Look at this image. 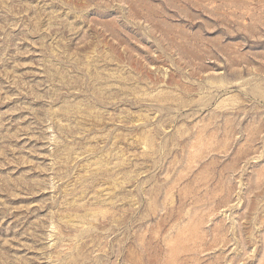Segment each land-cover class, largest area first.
Returning <instances> with one entry per match:
<instances>
[{
	"label": "rangeland",
	"instance_id": "374dc122",
	"mask_svg": "<svg viewBox=\"0 0 264 264\" xmlns=\"http://www.w3.org/2000/svg\"><path fill=\"white\" fill-rule=\"evenodd\" d=\"M0 264H264V0H0Z\"/></svg>",
	"mask_w": 264,
	"mask_h": 264
}]
</instances>
